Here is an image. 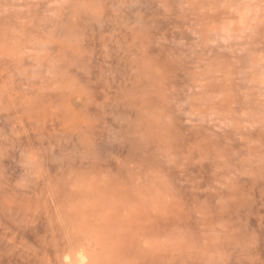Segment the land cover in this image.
I'll use <instances>...</instances> for the list:
<instances>
[{
    "label": "rangeland",
    "instance_id": "1",
    "mask_svg": "<svg viewBox=\"0 0 264 264\" xmlns=\"http://www.w3.org/2000/svg\"><path fill=\"white\" fill-rule=\"evenodd\" d=\"M66 259L264 264V0H0V264Z\"/></svg>",
    "mask_w": 264,
    "mask_h": 264
},
{
    "label": "bare ground",
    "instance_id": "2",
    "mask_svg": "<svg viewBox=\"0 0 264 264\" xmlns=\"http://www.w3.org/2000/svg\"><path fill=\"white\" fill-rule=\"evenodd\" d=\"M84 236H85V235H84ZM85 237H86V236H85ZM93 238H94V237H93ZM82 239H83V238H82ZM83 240H84V239H83ZM71 241H72V240H71ZM71 241H67V242H68V243L70 242L69 244L74 243V241H72V242H71ZM94 241H95V239H94ZM94 241H93V242H94ZM80 242H83V241L80 240ZM65 243H66V242H65ZM83 243L86 244V242H83ZM88 243H90L89 248H90V246L92 247V244H93V243H92V242H88ZM88 243H87V244H88ZM91 243H92V244H91ZM82 245H83V244H82ZM93 247H94V246H93ZM80 248H81V247H80ZM82 248H83V247H82ZM84 248L87 249L88 246H87V247H84ZM89 248H88V249H89ZM94 249H95V248H94ZM91 250H92V248H91ZM78 251H80L79 248H77L76 253H79ZM83 251H84V250H83ZM64 253H65V252H64ZM64 253H63V251H62V254H64ZM80 253L82 254V251H80ZM81 254H80V255H81ZM64 255H65V254H64ZM84 255H85V254H84ZM59 257H60V256H59ZM59 257H58V258H59ZM68 257H69V256H68ZM81 257H83V256H80V258H81ZM91 257H92V256H90V258H91ZM69 258H70V257H69ZM77 258H79V257L77 256ZM80 258H79L78 260H80ZM83 258H84V257H83ZM60 259H61V258H60ZM88 259H89V258H88ZM92 259H93V258H92ZM66 260L69 261V264H70V259H69V260L66 259ZM81 260H82V259H81ZM59 261H60V260H59ZM67 261H66V263H67ZM83 261H84V260H83ZM83 261H81V262H83ZM89 261H90V260H89ZM78 262L80 263V261H78ZM63 263H64V262H63ZM64 264H65V263H64ZM80 264H82V263H80ZM85 264H86V263H85Z\"/></svg>",
    "mask_w": 264,
    "mask_h": 264
}]
</instances>
